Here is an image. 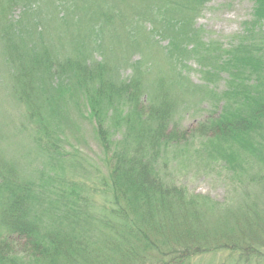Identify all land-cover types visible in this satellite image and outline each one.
I'll list each match as a JSON object with an SVG mask.
<instances>
[{"label":"trees","instance_id":"trees-1","mask_svg":"<svg viewBox=\"0 0 264 264\" xmlns=\"http://www.w3.org/2000/svg\"><path fill=\"white\" fill-rule=\"evenodd\" d=\"M149 1H138L148 15V7L157 13L181 7L193 16L204 0ZM60 2L62 17L51 34L31 0L0 3L6 85L26 122L18 131L28 133L46 161L25 176L0 158V264H188L194 255L219 251H228L231 264H264V0H253L251 17L226 46L186 33L192 16L164 25L193 39L180 51L200 60L207 86L225 75L223 90L208 86L211 110L191 134L181 127L174 84L156 78L146 87L136 76H117L105 58L88 60L81 52L79 38L94 32L99 43L112 11L100 12L110 21L89 31L84 26L94 20ZM79 3L89 11L87 0ZM18 6L20 14L11 17ZM149 18L162 23L153 13ZM175 71L169 73L180 86ZM73 116L90 123L101 153L96 174L87 156L69 150ZM195 138L204 144L190 149ZM202 148L209 164L222 161L230 171L226 195L235 202L211 207L175 182L170 162ZM204 221H213L210 241L200 238Z\"/></svg>","mask_w":264,"mask_h":264},{"label":"rangeland","instance_id":"rangeland-1","mask_svg":"<svg viewBox=\"0 0 264 264\" xmlns=\"http://www.w3.org/2000/svg\"><path fill=\"white\" fill-rule=\"evenodd\" d=\"M25 1L19 0L20 3ZM60 1H64L70 11L74 9L75 5L78 9L77 15L84 21L94 20L91 25L90 22H87V25L84 26L89 31H92L91 28L94 31L107 21L104 16L100 17V12L110 10L113 13L114 19L105 25L108 26L107 33L105 36L102 35L104 37L99 43L93 42L96 36L94 32L89 35L90 37L79 38L84 44L81 52L84 53L86 59L105 58L116 69L117 76L124 78L136 76L146 87H154L153 80L156 78L158 80L165 79V82L174 84L170 93L178 101L179 110L177 113L181 127L190 129V134L197 127V121L207 118L213 104V100L208 94V86H210L209 89L211 86H215L218 89L217 92L223 90L225 75L221 74L218 79L216 78L207 86V79H205V73H202L200 60L196 56L182 55L180 51L184 40L187 41L186 48L189 49L192 47L193 39L183 40L179 36L183 35V32L172 31L169 27L164 26L167 24V20L192 16L189 9L177 7L167 12L166 8L162 10L163 12L157 13L148 7L149 15L153 13L155 17L161 19L160 25H154L153 20L149 18L146 10L138 2L139 0H87L89 10L87 12L79 3L81 0H57L56 2L55 0H31V3H34L31 9H41V15L47 20V34L54 32L55 27L60 24L59 21L62 17L59 14L61 9H58ZM0 3L3 6L7 0H0ZM252 9L253 0H204L199 10L192 16L191 28L186 29L185 32L197 33L203 44L216 40L226 46L230 39L241 30L242 22L251 17ZM21 10L22 7L18 6L13 9L10 16L17 18ZM67 12H65L66 15ZM1 17L2 10H0ZM88 25L90 26L88 27ZM166 29L172 31V35L166 33ZM129 36H133L131 40ZM173 44L176 45L175 48H173ZM5 58L0 53V158H3L7 163L14 164L16 171L20 175L26 176L30 173V166L40 169L41 166H46V161L36 155L28 133L22 130L24 134H19L21 123L25 122L23 107L14 104L9 94L10 89L7 88L6 79L10 68L8 67L6 70ZM170 69H175V72L179 73L180 86L178 79L169 73ZM112 76L116 78L114 73ZM72 118V133L66 132V138L72 148L68 149H74L75 152L87 156V163L88 159L93 163L88 165V170L92 169L89 172L95 171L96 174L94 167L99 168L98 158L101 157V153L93 139L90 123L75 116ZM25 123L22 125L24 128H26ZM65 134L62 132L61 136ZM190 144L192 145L190 149H198L204 144V140L195 138ZM188 152H191L190 157L170 162L169 172L173 173L175 182L187 188L191 193L204 196L205 202L211 207L213 205L211 203L214 202L223 203L227 200L235 202L231 200L232 197L226 195L228 182L231 181V173L220 164L222 161L216 162L217 164H209L206 157L203 156L204 153L201 155L203 148L199 152L193 150ZM55 170L59 173L63 171L57 163H55ZM66 172L74 179L80 176L75 171L67 170ZM229 205L236 207L232 204ZM204 222L207 226L200 228V233H204L200 238L210 241L214 238L211 236V232L214 230L213 221L208 224L206 221ZM14 248L19 251L21 246L14 243L11 249ZM189 260L188 264H231L228 251L194 255Z\"/></svg>","mask_w":264,"mask_h":264}]
</instances>
